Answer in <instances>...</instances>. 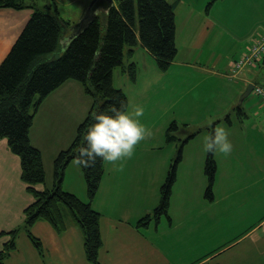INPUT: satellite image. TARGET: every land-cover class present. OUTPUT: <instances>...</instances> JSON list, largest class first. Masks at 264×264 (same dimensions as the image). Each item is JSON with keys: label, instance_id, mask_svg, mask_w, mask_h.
<instances>
[{"label": "crops", "instance_id": "1", "mask_svg": "<svg viewBox=\"0 0 264 264\" xmlns=\"http://www.w3.org/2000/svg\"><path fill=\"white\" fill-rule=\"evenodd\" d=\"M213 1L217 2V0ZM172 3L176 6L183 4L181 18L189 17L187 23H183L181 35L185 46L179 47L178 55L172 66L174 69H180L185 73L179 79L181 88L186 91L190 80L196 79V85L200 89L199 99L203 103L206 101V105L202 108L207 110L210 106L211 111L208 113L211 123L206 125L204 129L208 132L216 126H222L224 121L230 128H233L235 126L231 112L233 110L236 112L234 113L236 114L235 118L240 123V127L246 126L249 131H257L256 133L260 139L264 141L262 98L252 93L254 98L248 96L243 102L244 107L236 105L239 96L245 92L250 84L264 87V58L256 67L246 69L238 78L231 77L234 62L246 51L247 45L257 36L256 32L260 31L262 33V31L248 27L246 40L249 43L246 42L241 49L233 53H222L220 48L214 50L213 45L222 43V32L228 34L230 30L241 26L238 18L230 20L228 16L220 15L216 19L204 7H200V5L190 6V0H174ZM87 6L88 3L85 6L82 5L81 8ZM32 13L31 9L21 11L0 9V65L10 53ZM176 23L178 27L177 14ZM258 28L264 30L263 25ZM230 37L232 38V36ZM185 50L189 52H187L186 59L182 57ZM148 57L155 60L139 41L133 58L128 59L129 64L134 63L136 65L137 80L136 82L131 81L129 75L123 70L125 66L118 68L121 70L120 73L123 79H127V82L123 83L124 85H120L121 89L122 86L129 88L131 83L136 85L138 78L141 77L140 73H142L141 60H147ZM176 62L180 64L176 66ZM154 65L156 64L151 65L154 71L159 69L158 66ZM164 75L158 74L160 79ZM126 76L128 78H125ZM118 79L114 75L113 83L116 84ZM232 83L236 84L232 85ZM223 84L231 86L230 98L226 99V87ZM221 88L225 90L224 93H221ZM187 89L189 90L191 87ZM123 90L126 91V89ZM236 96H238V99H236ZM88 97L80 83L73 80L67 81L47 97L36 115L30 138L32 145L42 153L46 171V183L39 186L40 190L54 187V160L74 142L79 125L86 119L92 107V102ZM186 101L189 100L183 97V106L189 104ZM221 104L224 105V112L220 111ZM239 107L242 108V112L239 111ZM70 116L72 117L71 122H69ZM223 116L227 117L223 118ZM184 131V133H187V129ZM228 132L233 138V133L236 130ZM254 140L253 143L250 140L248 146L242 148L237 147L232 142L231 153L245 151L250 160V163L240 167L242 168V176H238L240 170L238 171L231 161L222 166L223 163L221 164L216 156L217 152L213 154L217 170L211 197L205 195L209 187L208 183L207 187L203 182L204 187L199 189L198 182H202L197 176L199 167L196 169L190 168L191 170L187 172L184 167L185 163H183L184 154H182L177 167V180L185 170V176L192 183L197 181L196 185H191L187 190L189 195L192 192L193 194L196 193L197 196L187 197V199L196 200L199 203L192 206L191 209L186 208L184 204L178 210L175 207L171 208L170 210L175 214L177 220H174L171 215L169 220L166 217H161L158 222L152 221L148 224L145 230L139 229L136 223L139 221L138 219L146 216V211L149 208L141 206L145 199H142L138 204V206H141L138 214L135 212V207L122 206L121 210H119L121 207H116L110 211L97 209L101 214L103 240L99 264H187L189 256L196 258V261L191 264H264V144L258 146ZM181 153L183 152L181 151ZM206 154V152H201L200 155L195 154L193 157H206ZM258 158H261L258 163L251 162L252 159L257 160ZM149 164L154 167V163ZM76 165L75 162H71L67 167L63 188L65 191L77 196L80 192L78 197L82 200L83 189L87 191V186L85 179L83 180L80 166ZM131 165L125 163L120 175L128 171L134 176L135 168L132 169ZM221 166L224 169L227 168V170L222 171ZM104 168L105 175L92 206L97 204L100 197H103V204L105 203L106 191H109L112 187H117L116 180L117 185L122 186L116 168L108 161H105ZM201 173L205 177V172L201 171ZM109 181H112V183L110 184ZM173 194L174 187L171 199ZM33 202V196L27 191V186L21 179L20 158L11 152L6 140H1L0 249L4 247L7 241V238L3 237L1 233L21 228L24 222L23 211ZM171 205L170 203V207ZM198 205L201 207L200 212L197 211ZM151 212L148 214H151ZM237 215H243V218H245V221L238 227H244L245 229L239 235L236 233V223L233 222ZM189 217L196 219L195 227H193V221ZM215 218L219 220V223H216L217 228H222L220 229L221 236H217L213 221ZM175 221L177 222L176 227H174ZM193 228L198 233L202 232L204 234L203 237L198 236L196 239H207L210 242L205 246L207 249L203 250L201 245V254L198 256L196 254L189 255L185 250L186 246L185 249L183 247L184 243H187L183 236H188L189 231ZM31 233L41 241L44 251L43 256L34 247L27 234L21 231L16 240L17 248L10 254L6 264H91L86 257L82 234L71 221L63 234H57L53 227L45 221L36 223L31 228Z\"/></svg>", "mask_w": 264, "mask_h": 264}, {"label": "trees", "instance_id": "2", "mask_svg": "<svg viewBox=\"0 0 264 264\" xmlns=\"http://www.w3.org/2000/svg\"><path fill=\"white\" fill-rule=\"evenodd\" d=\"M49 1L54 2L0 0V9L33 11L0 65V141L6 140L11 152L20 158L21 179L34 198V202L23 211L22 227L1 233L7 241L0 249V264H6L10 254L16 250V240L21 231L27 234L43 256L42 243L32 235L31 228L39 221H45L57 234H63L70 219L82 234L87 260L91 264H99L103 247L101 214L92 207V202L105 175V161L97 159L90 166L78 164L91 203L64 190V175L69 164L77 160L81 133L91 123L92 114L107 110L114 104L119 106L124 103L128 107V98L123 90L115 88L113 76L116 69L125 66V57L133 58L139 41L155 58L161 71L166 72L171 68L178 55L176 4L169 0H115L107 13L99 12L66 44L75 22L62 18L59 9H55L54 3L50 4ZM123 70L132 82H136L137 68L134 63ZM70 80L83 86L91 98L92 107L79 125L72 145L54 160V187L40 190L39 186L46 183V171L41 151L31 143V129L47 97ZM239 111L242 112L241 107ZM177 130L174 122L167 133L169 142L177 141L174 134ZM180 159L166 177L158 208L137 222L139 229L168 215ZM216 170L213 153L209 152L205 169L209 181L208 197L212 196Z\"/></svg>", "mask_w": 264, "mask_h": 264}, {"label": "rangeland", "instance_id": "3", "mask_svg": "<svg viewBox=\"0 0 264 264\" xmlns=\"http://www.w3.org/2000/svg\"><path fill=\"white\" fill-rule=\"evenodd\" d=\"M91 1L92 0H82L79 2L77 0H54V2L49 1V3H54V8L59 9V12L62 14V18L77 23L81 19L80 17L82 11H84L85 9L81 8L82 5L85 6V4H89ZM169 1L172 3L174 0ZM193 5H200V7H204V9L206 11H210L211 16L216 19L218 18V16L223 15L224 17L228 16L230 20L238 18L240 22L241 26L239 28L230 30V33L228 32V34L226 32H222V43L214 44L213 47L215 49L212 47L214 50H219L220 48L222 50V53H233L238 49H241L247 42L246 38L248 36L246 34L248 33V27H252L253 29H260L262 33L258 31L256 32V34L260 33L264 35V30L262 28H258L260 25L264 26V0H217V2L213 0H190V6ZM181 11H183V4H179L178 6H176V14L179 24L177 27L178 49L181 46H185V43L183 42V36L181 37V35L183 32V23H187V19L189 18L188 16L181 18ZM229 35L232 36V38ZM247 43H249V41ZM187 52L188 50H185V53H182V57H184V59L187 58ZM153 64H156L154 66H158L156 60H154L152 57H148L147 60H141V77L138 78L136 85L135 83H131L129 88H124V86H122L123 88L121 89L120 85H124L123 83H126L127 79H123L120 73V69L115 70L114 75L116 78H119L118 81H116V84L114 83L115 88L121 90L126 89V91H123L128 98L129 110H133L134 107L138 104L143 106L144 112L139 119L151 129V135H148L145 137V139L141 140L136 145L134 155L130 158H127L124 162V164H132V169L135 168L134 176L128 171H125L122 175H120L122 172V169L118 167L120 162H109L116 168L118 176L120 175L119 181L121 182L122 186H118L116 180L117 187H112L109 191H106L107 195H105V197L107 198L104 204L103 197H100L97 204L95 206H92L95 210L101 209L110 211L116 207H121L119 209L121 210L122 206H125L131 208L135 207V212L136 214H138L141 206H143L144 208L149 207L146 211L147 214L152 211V208L153 211L151 212V214L154 213V211L159 206L158 204H160L161 189L166 180V177L168 176L171 168L175 166L178 159L182 156V154H184L183 163H185L184 167L187 172L191 170L190 168L196 169L199 167L197 176H199L200 181H202L198 182L199 189L204 187L203 182L206 185L207 183L209 184L208 177H206V175L204 177L201 171L205 172L209 155V152H207L204 148V136L207 134V130H205L204 128L206 125L211 123V119L209 118L208 113L211 111V108L210 106L207 110L202 108V106L206 105V101L203 103L201 102V99H199L200 89L198 88L199 86L196 85V79L190 80L187 88L191 87V89L188 90L186 88L185 91L184 88H181V83L179 81L180 77L183 76V74L185 75L183 71H180V69H174L173 66H171V68L166 71L167 73L161 71L160 69H156L154 71L151 66ZM175 64L176 66H178L180 63L176 62ZM124 65H129L127 57H125L124 59ZM158 74L165 75L160 79ZM125 78L128 77L126 76ZM233 84L235 85L236 83H232V85ZM224 86L226 87V99L230 98L232 93L231 86ZM224 91L225 90L221 88V93H224ZM242 95L239 96V99L237 98L238 96H236V99H238L236 105H239ZM183 97L189 100L186 101L189 103L187 106H183ZM88 98L91 100L90 97ZM249 98H254V95L251 94ZM241 107H244L243 103L241 104ZM224 110V105L221 104L220 111L224 112ZM231 112L232 116L234 117L233 119L235 122V126L233 128H230L225 121L222 124V127H224L228 131L236 130V132L233 133V138L229 133L228 138L231 142H234L237 147L240 148L248 146L250 140L252 142L253 139H255L254 142L258 146L262 145V143L264 144V141L261 140L259 135L256 133L257 131H249L246 126L241 128L240 123L235 118L236 114L234 113L236 112L233 110H231ZM225 117L227 116H223V118ZM71 120L72 117L70 116L69 122H71ZM174 122L178 127V130L174 131V134L177 136V141L171 143L167 139V133ZM185 129H187V133H184ZM181 151L183 153H181ZM201 152H206V157H193L195 156V154L200 155ZM216 156L220 160L221 164L223 163L222 166L226 165V162L231 161L236 169L238 171L240 170V173L237 172L238 176H242V168L240 167H242V165L244 166L250 163L248 154H246L245 151L233 152L227 155L217 152ZM260 159L261 158H258L257 160L252 159L251 162L258 163ZM73 162H75V165L78 164L76 161ZM149 163H154V167ZM222 166V171L227 170V168L224 169ZM184 172L183 175L178 177V180L175 183L174 194L171 199L172 205L169 210L174 207L176 208V210H178L179 207L183 204L186 208L191 209L192 206L199 203L196 202V200L187 199V197L197 196L196 193L193 194L192 192L190 193L192 195L191 196L187 191L191 185H196L197 181H193L192 183L191 180L185 176ZM165 174L166 177L164 178ZM109 183L111 184L112 181H109ZM83 192L84 195H82V200H87L85 202L91 203L87 191L83 189ZM79 195L80 192H78V196ZM142 199H145L143 205L138 206L139 202H141ZM200 208V205H198V212H200ZM169 210L168 215L162 217H166L169 220L171 215L174 220H177L175 214L171 210L169 214ZM189 219L193 221V227H195L196 219L194 217H189ZM213 221L215 223L214 225L217 236H221L222 234L220 233V229L222 228L218 229L216 226V223H219V220L215 218L213 219ZM234 221L237 226L236 233L237 235H239L245 229L244 227L238 228L245 221V218H243V215H237L236 218L233 219V222ZM176 224L177 222L175 221L174 227H176ZM142 229L145 230L146 228L143 227ZM198 236L203 237L204 234L202 232L198 233L195 228L189 231L188 236H183V239L186 240L185 242H187L186 244L184 243L183 247L185 249L186 246L185 250L189 255L196 254L198 256L199 254H201V245L203 246L204 250L207 249V247L205 246L210 243L207 239H196ZM187 261V264H191L196 261V258L189 256L187 258Z\"/></svg>", "mask_w": 264, "mask_h": 264}, {"label": "clouds", "instance_id": "4", "mask_svg": "<svg viewBox=\"0 0 264 264\" xmlns=\"http://www.w3.org/2000/svg\"><path fill=\"white\" fill-rule=\"evenodd\" d=\"M143 112L142 105L138 104L129 110L124 103L94 112L91 123L81 133L76 162L90 166L97 159L102 162L119 161L118 167L122 169L125 160L134 155L136 145L151 135V129L139 119ZM228 137V130L222 126L210 129L204 136L205 150L213 154L231 153L233 145Z\"/></svg>", "mask_w": 264, "mask_h": 264}, {"label": "water", "instance_id": "5", "mask_svg": "<svg viewBox=\"0 0 264 264\" xmlns=\"http://www.w3.org/2000/svg\"><path fill=\"white\" fill-rule=\"evenodd\" d=\"M114 2L115 0H92L84 11H82L81 19L71 28V35L67 38L66 44L92 22L99 12L107 13L114 6ZM254 88L255 84H250L247 87L241 96L240 104L252 93Z\"/></svg>", "mask_w": 264, "mask_h": 264}, {"label": "built area", "instance_id": "6", "mask_svg": "<svg viewBox=\"0 0 264 264\" xmlns=\"http://www.w3.org/2000/svg\"><path fill=\"white\" fill-rule=\"evenodd\" d=\"M264 57V35H258L255 39H253L247 51L243 54L236 65L234 67L233 72L239 73L245 67H255L259 61ZM255 92L263 97L264 102V88L257 87Z\"/></svg>", "mask_w": 264, "mask_h": 264}]
</instances>
